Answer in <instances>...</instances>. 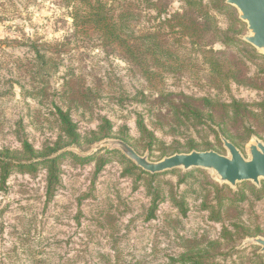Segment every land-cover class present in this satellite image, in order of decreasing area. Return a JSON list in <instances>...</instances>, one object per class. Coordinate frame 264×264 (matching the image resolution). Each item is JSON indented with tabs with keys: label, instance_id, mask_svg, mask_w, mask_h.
I'll list each match as a JSON object with an SVG mask.
<instances>
[{
	"label": "rangeland",
	"instance_id": "rangeland-1",
	"mask_svg": "<svg viewBox=\"0 0 264 264\" xmlns=\"http://www.w3.org/2000/svg\"><path fill=\"white\" fill-rule=\"evenodd\" d=\"M93 1L134 54L92 23L77 27L78 0H0V149L28 141L65 154L52 198L42 166L0 175V264H184L173 258L197 252L206 264H264L247 242L264 236V180L232 187L206 168L142 174L107 146L87 162L74 156L105 138H127L153 161L192 140L229 155L222 134L249 158V144L264 142V52L246 40L239 10L226 0L232 12L222 0ZM204 98L215 120L192 124L172 106ZM58 107L81 144H64ZM104 118L110 136L88 141Z\"/></svg>",
	"mask_w": 264,
	"mask_h": 264
},
{
	"label": "trees",
	"instance_id": "trees-1",
	"mask_svg": "<svg viewBox=\"0 0 264 264\" xmlns=\"http://www.w3.org/2000/svg\"><path fill=\"white\" fill-rule=\"evenodd\" d=\"M78 2L82 5L80 9H76L75 11V23L76 26L79 27L82 23H92V25L103 32L111 42H116L120 45L126 46L127 50L134 54L135 51L132 49V45L126 42V39H122L121 35L118 33L119 26L117 21L109 20V15L104 12L103 6L100 2H94L93 0H78ZM189 2H192L190 0ZM194 3H196L194 1ZM224 9H227L232 12V8L227 5L224 0H222L221 6ZM85 8V9H83ZM124 21H122L123 23ZM152 38L155 36L152 35ZM119 40V41H118ZM122 40L125 41L122 43ZM132 57H135L132 55ZM202 107L197 106L192 103L185 102L183 104H173V108L175 109L177 114H182L185 116L187 120L192 119V124H196V122H204L205 115L208 116V119L215 120L214 116V108L212 106V101L210 99L204 98L202 99ZM241 106V102L234 100L231 104L233 108L234 115H237L239 112V108ZM202 108V109H201ZM183 110V111H181ZM57 115L60 121V127L63 133V140L65 141V145L69 144H81V133L78 130L76 122L73 120L69 110H64L61 107L57 108ZM227 113L225 117L222 116V122H225L224 118H230L231 116ZM181 116H178V120L181 119ZM207 122V121H205ZM111 121L107 118H104L103 124L100 126L99 133H93L92 139L88 141L94 142L100 140L104 137L110 136L111 129ZM137 125L142 133L148 131L147 126L144 123L142 117L137 119ZM127 140V138H124ZM128 141V140H127ZM190 150L195 148V144L193 140L189 143ZM60 145L55 146H47L46 149L38 150L28 141H24L22 149H0V175L2 180H6V178L10 175L13 170H18L20 172H35L37 171L39 166H42L46 170V194L48 198H52L57 189V185L60 181V159L65 155L58 154L53 156L55 152L60 149ZM189 150V151H190ZM74 156L82 161L87 162L94 159L96 156H86L79 157L74 154ZM127 161L132 165L134 169H140L143 174H150L149 172L144 171L143 169L136 166L130 160ZM152 176H156V174H151ZM255 191H260L256 189L254 186L252 187ZM225 231H228L225 229ZM202 253H195L191 255V253H183L178 260L173 258L174 261H180L181 263L191 264H206L203 260ZM34 264H40L38 261H35Z\"/></svg>",
	"mask_w": 264,
	"mask_h": 264
},
{
	"label": "water",
	"instance_id": "water-1",
	"mask_svg": "<svg viewBox=\"0 0 264 264\" xmlns=\"http://www.w3.org/2000/svg\"><path fill=\"white\" fill-rule=\"evenodd\" d=\"M240 12V19L248 24L250 34L246 40L264 52V0H226ZM229 155L215 150H196L177 152L165 156L159 161H153L148 153L142 155L127 141L118 138H105L97 142L88 153H81L86 157L107 146L121 150L138 167L152 174L182 168H206L214 172L220 181L236 187L239 182L252 181L260 185L264 180V142L255 138L248 146L250 157H245L239 148L221 134ZM247 242L260 246L264 252V236L250 237Z\"/></svg>",
	"mask_w": 264,
	"mask_h": 264
}]
</instances>
